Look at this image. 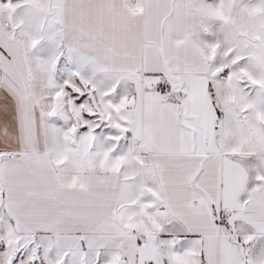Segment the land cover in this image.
Here are the masks:
<instances>
[{
    "label": "snow or ice",
    "instance_id": "obj_1",
    "mask_svg": "<svg viewBox=\"0 0 264 264\" xmlns=\"http://www.w3.org/2000/svg\"><path fill=\"white\" fill-rule=\"evenodd\" d=\"M0 264H264V0H0Z\"/></svg>",
    "mask_w": 264,
    "mask_h": 264
}]
</instances>
